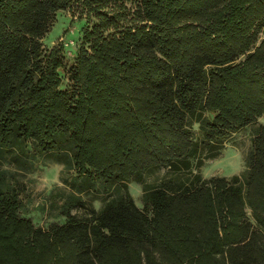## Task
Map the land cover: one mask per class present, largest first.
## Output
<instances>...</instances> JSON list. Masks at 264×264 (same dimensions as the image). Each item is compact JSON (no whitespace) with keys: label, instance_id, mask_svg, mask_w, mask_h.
<instances>
[{"label":"trees","instance_id":"trees-1","mask_svg":"<svg viewBox=\"0 0 264 264\" xmlns=\"http://www.w3.org/2000/svg\"><path fill=\"white\" fill-rule=\"evenodd\" d=\"M262 116L264 0H0V264H264V124L202 171ZM48 162L69 191L40 224L19 174Z\"/></svg>","mask_w":264,"mask_h":264},{"label":"rangeland","instance_id":"rangeland-1","mask_svg":"<svg viewBox=\"0 0 264 264\" xmlns=\"http://www.w3.org/2000/svg\"><path fill=\"white\" fill-rule=\"evenodd\" d=\"M79 21V12L76 9L69 8L59 13L53 27L43 38L45 46L50 48L53 45L64 43L67 47V52H69L68 48L73 47L75 44L74 35L77 32ZM260 123L264 124V116L259 117L257 122L233 133L222 154L217 158L206 161L202 167L203 174L205 176H230L234 173H239L244 168L245 156L250 149L251 134ZM61 169V164L48 162L47 164L37 165L27 173L19 174L20 178L26 183L22 196L27 202V213L35 220H38L40 224H45L46 219H51L55 216L59 204L63 200L60 194H66L69 191V186L62 181ZM162 171V169H158L154 172V175H159ZM130 190L140 204L141 185L135 182L130 183ZM43 204H45L46 208L44 211L41 208ZM99 204L100 199H89L88 205L99 206ZM74 211L82 213L84 210L75 208Z\"/></svg>","mask_w":264,"mask_h":264}]
</instances>
